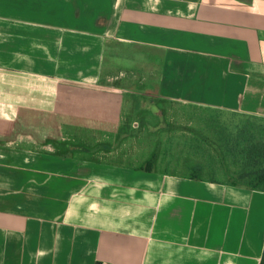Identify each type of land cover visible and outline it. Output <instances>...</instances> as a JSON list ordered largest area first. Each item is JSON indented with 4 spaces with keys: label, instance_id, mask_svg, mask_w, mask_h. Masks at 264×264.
Masks as SVG:
<instances>
[{
    "label": "crops",
    "instance_id": "obj_1",
    "mask_svg": "<svg viewBox=\"0 0 264 264\" xmlns=\"http://www.w3.org/2000/svg\"><path fill=\"white\" fill-rule=\"evenodd\" d=\"M118 69L264 119V0H0V264H260L264 192L97 160L142 93Z\"/></svg>",
    "mask_w": 264,
    "mask_h": 264
},
{
    "label": "rangeland",
    "instance_id": "obj_2",
    "mask_svg": "<svg viewBox=\"0 0 264 264\" xmlns=\"http://www.w3.org/2000/svg\"><path fill=\"white\" fill-rule=\"evenodd\" d=\"M110 73L117 76H119V73L123 74L121 80H117L116 83H111H114V85L118 87L127 86L139 90L138 87L144 88L146 87V84L148 86L147 78L141 72H136L135 70H125V72H121V70L118 69L112 70ZM139 81L141 84H138ZM152 89L153 91L155 90L153 80ZM146 91L147 89H142V93H139V108L135 113V121L125 138L122 139L124 144L121 146V149L118 145L116 150H114L115 153H112V155L109 156L100 153L97 160L101 159L103 161H110L117 164L122 163L123 165L128 163L136 166L141 158L138 156H146L148 152H152L155 148L157 151H160V154H162L161 157L164 158V161L159 165V169L161 171H173V169L181 168V165H183L181 159H184V157H188L189 155L186 144L189 142L188 133L190 131H195L196 129L204 130L205 124L211 125L213 128L212 130H214V126L216 125L217 132L215 135L222 137L225 150L234 148L235 142L241 138H260L261 136H264V119L262 118L219 110H193L173 105L164 106L168 109L165 121L172 126L169 129L172 133L168 136L164 134V137H159L157 139L158 136H161L160 130L168 128L166 125L164 126V123L161 120L159 121V113L155 109V103L152 101L156 100L155 98L157 97L149 94V91ZM210 120H212L215 125H212ZM192 122L195 123L193 124ZM212 133L214 132L212 131ZM26 141L27 143H33L34 147L41 145L37 144V142H32L33 140ZM61 150L65 153L62 148ZM67 150L72 156L81 152L74 148H70L69 146L67 147ZM94 158L95 157H93V159ZM170 158H175L177 163H168Z\"/></svg>",
    "mask_w": 264,
    "mask_h": 264
},
{
    "label": "trees",
    "instance_id": "obj_3",
    "mask_svg": "<svg viewBox=\"0 0 264 264\" xmlns=\"http://www.w3.org/2000/svg\"><path fill=\"white\" fill-rule=\"evenodd\" d=\"M112 85H114V83ZM138 89L137 91L141 92L143 88L138 87ZM139 98L140 96L138 95L135 113L139 108ZM155 99L156 100L152 101L155 103V109L159 113V121L161 120L164 126L166 125L168 128L161 129V136H158L157 139L159 137H164V134L168 136L172 133L171 130H169L172 126L165 121L168 109L164 106L177 105L193 110H213L203 107L181 106V104L172 101ZM134 121L135 115L133 122ZM210 122L212 125H215L212 120H210ZM192 123L194 124L195 122ZM212 129L211 125L205 124L204 130L196 129L188 133L189 142L186 144L189 155L181 159L183 164L181 168L173 169V171H161L159 165L164 161V158L161 157L162 154H160V151H157L155 148L152 152H148L146 156H138L141 158L136 166L127 163L124 167L146 173H161L189 180L207 181L210 183L243 187L252 191L264 192V136L260 138H241L235 142L234 148L225 150L222 137L215 135L217 132L216 125L214 126V130ZM212 131L214 133H212ZM45 144L52 145L56 150L57 156H72L67 150V144L53 140H47ZM61 148L65 153L62 152ZM168 163L176 164L177 160L175 158H170ZM260 264H264V250Z\"/></svg>",
    "mask_w": 264,
    "mask_h": 264
},
{
    "label": "built area",
    "instance_id": "obj_4",
    "mask_svg": "<svg viewBox=\"0 0 264 264\" xmlns=\"http://www.w3.org/2000/svg\"><path fill=\"white\" fill-rule=\"evenodd\" d=\"M100 264H107V263H100Z\"/></svg>",
    "mask_w": 264,
    "mask_h": 264
}]
</instances>
